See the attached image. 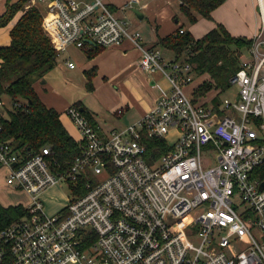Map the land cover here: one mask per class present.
Masks as SVG:
<instances>
[{"label": "built area", "instance_id": "built-area-1", "mask_svg": "<svg viewBox=\"0 0 264 264\" xmlns=\"http://www.w3.org/2000/svg\"><path fill=\"white\" fill-rule=\"evenodd\" d=\"M257 1L262 26L230 78L237 98L207 104L186 91L195 84L192 65L145 44L105 0H34L58 53L128 40L141 52V69L160 71L171 89L140 120L106 135L69 105L83 149L66 169L49 145L35 151L0 139V172L30 196L27 212L0 230V264H264V180L257 175L264 163V0ZM3 105L0 99L1 115ZM147 136L164 140L166 150L148 157ZM205 153L216 155L215 164ZM62 183L72 197L47 215L41 195Z\"/></svg>", "mask_w": 264, "mask_h": 264}, {"label": "trees", "instance_id": "trees-1", "mask_svg": "<svg viewBox=\"0 0 264 264\" xmlns=\"http://www.w3.org/2000/svg\"><path fill=\"white\" fill-rule=\"evenodd\" d=\"M29 1L8 0L5 12L0 15V28L14 20L10 43L0 47V99L4 101L0 139L35 151L49 145L57 164L66 169L82 153L83 143L69 133L59 112L47 106L35 89V83L56 65L59 53L43 25L42 8L36 4L26 7ZM223 2L181 0L180 8L191 22H196V15L211 19L213 11ZM181 28L158 36L148 46L173 52L176 60L184 56L181 61L189 62L196 74H208L209 78L194 88L196 98L212 89L230 86V78L239 69L240 56L251 45V38L233 35L220 23L200 37L187 29L180 32ZM96 52L97 49L89 52V56ZM219 100V96L215 97V102ZM75 104L91 119L80 102ZM145 143L148 157L151 152L158 150L160 154L166 150L164 140L147 136ZM257 175L264 180V163ZM26 212L23 205L5 206L0 202V230Z\"/></svg>", "mask_w": 264, "mask_h": 264}, {"label": "crops", "instance_id": "crops-1", "mask_svg": "<svg viewBox=\"0 0 264 264\" xmlns=\"http://www.w3.org/2000/svg\"><path fill=\"white\" fill-rule=\"evenodd\" d=\"M7 1L0 0V15L5 12ZM105 1L110 4L115 13L126 18L125 13L129 10L139 19L146 16L151 2V0H139L138 4L124 9L123 6L128 0ZM154 2L175 5L176 8L178 3V8L181 10V0H154ZM257 6L259 7L258 1ZM154 15L155 13L152 17ZM176 15L175 13L176 25L170 29H162L156 20L155 38L144 37V43L153 45L158 36H166L179 26L187 29L184 24L179 23ZM13 24L14 20L0 28V47L10 43V30ZM139 26V22H134L131 29L141 32ZM214 27L212 26L209 30ZM192 34L200 37L193 32ZM95 49L97 52L89 56V52ZM162 51L165 56L169 55L167 58H175L172 52ZM140 56V50L128 40L120 46L107 48H95V46L79 48L70 45L59 53L56 65L45 74L43 79L35 83V89L47 106L59 112L63 124L77 141H81V134L66 113L68 106L77 102H80L90 114H88L90 120L100 134L106 135L112 130H124L129 124L137 122L153 110L158 98L171 89L169 79L163 73L146 72L141 69L138 64ZM69 62H73L74 66H69ZM196 86V84L191 85L190 90H194ZM201 98L204 99L200 100ZM196 99L207 104L218 103L215 102V98L208 99L207 94Z\"/></svg>", "mask_w": 264, "mask_h": 264}, {"label": "rangeland", "instance_id": "rangeland-1", "mask_svg": "<svg viewBox=\"0 0 264 264\" xmlns=\"http://www.w3.org/2000/svg\"><path fill=\"white\" fill-rule=\"evenodd\" d=\"M159 1V0H158ZM30 2V1H29ZM31 2L33 3L34 0ZM42 10V4L39 2H35ZM155 15L152 17V14ZM177 14L176 17L179 19L180 24H184V26L191 30L195 35L201 36L208 32V30L212 26H217L218 23L223 24L231 34L236 36H242L251 38L254 33L262 26L260 10L257 6V0H224V2L217 7L213 13L212 18H203L201 15L197 16L196 22H191L188 17L178 8L171 6V4H159L151 0L148 11L146 12V16L143 19H139L136 14L132 11L127 10L125 16L120 14H116L117 17L125 18L132 21L131 25L134 22L140 23V30L142 32L143 39L144 37H148L150 39L155 38L154 32V23L157 20V23L161 25L162 29L171 28L176 25L174 20V14ZM130 25V27H131ZM184 28V27H182ZM185 30V29H184ZM247 49L242 51L243 53L240 56V59L243 60L249 58ZM164 53V52H163ZM173 53V52H172ZM174 54V53H173ZM166 57H169L166 54ZM184 59V56L181 57V60ZM194 81L198 86L205 79H208V74H196L194 72ZM190 87L186 89L189 93ZM238 86H228L222 90L212 89L207 93V98L212 99L215 97L229 98L234 100L237 98ZM201 98L200 100H203ZM7 100V99H6ZM10 103H8L9 105ZM216 155L214 153H205L204 159L212 160L213 164L216 162ZM70 188L65 183L59 184L58 186L51 187L46 192L41 195V199L44 204V210L47 215H53L60 209L64 208L69 199L72 197L70 194ZM0 202L5 205H23L26 206L30 202L29 194L22 189H18L16 187H12L7 185L5 181L4 174L0 172Z\"/></svg>", "mask_w": 264, "mask_h": 264}, {"label": "water", "instance_id": "water-1", "mask_svg": "<svg viewBox=\"0 0 264 264\" xmlns=\"http://www.w3.org/2000/svg\"><path fill=\"white\" fill-rule=\"evenodd\" d=\"M138 13V12H137ZM139 14V13H138ZM1 116V113H0ZM261 187L264 188V182H262Z\"/></svg>", "mask_w": 264, "mask_h": 264}]
</instances>
